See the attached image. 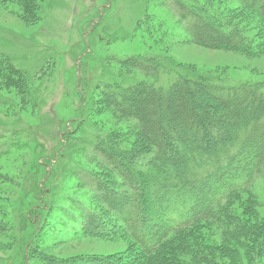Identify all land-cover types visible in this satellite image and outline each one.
Instances as JSON below:
<instances>
[{
  "label": "rangeland",
  "instance_id": "374dc122",
  "mask_svg": "<svg viewBox=\"0 0 264 264\" xmlns=\"http://www.w3.org/2000/svg\"><path fill=\"white\" fill-rule=\"evenodd\" d=\"M173 1L197 9L227 33L239 32L241 47L196 45ZM37 4L30 19L12 0H0V264H148L119 216L79 180L82 174L97 177L127 194L100 148L140 149L142 168L154 153L106 93L139 84L167 89L181 76L264 92V23L238 0ZM134 57L159 70L145 75L121 65ZM7 64L16 75L3 78ZM227 202L216 219L190 227L178 240L212 264H264V173ZM85 210L97 216L99 231H84ZM163 252L172 255L169 246ZM171 260L182 264L176 256Z\"/></svg>",
  "mask_w": 264,
  "mask_h": 264
},
{
  "label": "trees",
  "instance_id": "16d2710c",
  "mask_svg": "<svg viewBox=\"0 0 264 264\" xmlns=\"http://www.w3.org/2000/svg\"><path fill=\"white\" fill-rule=\"evenodd\" d=\"M12 1L24 18L36 16L37 0ZM238 1L264 23V0ZM171 4L196 45L229 51L241 47L239 32H225L179 1ZM121 65L145 75L159 70L157 64L135 57ZM14 75L7 64L2 77ZM106 94L118 116L134 122L137 136L154 153L142 168L137 166L143 154L140 149L129 151L113 144L100 148L104 163L126 185L127 194L97 177L82 174L79 180L109 212L119 216L148 264H173L172 256L182 264H212L204 256L198 259L199 251L180 242L178 236L194 225L216 219L234 194L263 175L264 92L181 76L167 89L139 84L122 93ZM101 227L97 216L85 210L84 231L95 233ZM168 246L172 255L163 252ZM77 264L114 263L96 259Z\"/></svg>",
  "mask_w": 264,
  "mask_h": 264
}]
</instances>
